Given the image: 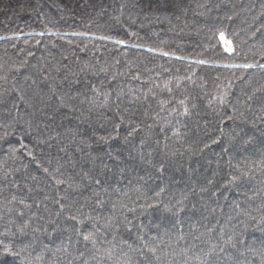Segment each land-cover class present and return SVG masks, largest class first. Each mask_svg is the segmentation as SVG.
Here are the masks:
<instances>
[{
  "label": "trees",
  "instance_id": "obj_1",
  "mask_svg": "<svg viewBox=\"0 0 264 264\" xmlns=\"http://www.w3.org/2000/svg\"><path fill=\"white\" fill-rule=\"evenodd\" d=\"M0 264H264V0H0Z\"/></svg>",
  "mask_w": 264,
  "mask_h": 264
},
{
  "label": "snow or ice",
  "instance_id": "obj_2",
  "mask_svg": "<svg viewBox=\"0 0 264 264\" xmlns=\"http://www.w3.org/2000/svg\"><path fill=\"white\" fill-rule=\"evenodd\" d=\"M221 39L223 40L224 37H223V34L221 33ZM226 43H229L227 41H225ZM227 51L231 52L232 51V48L229 47L227 49ZM242 67H245V68H250V67H254V65H242ZM181 103H183V101H181ZM187 113V109H185V114ZM64 181L62 180H58L57 183H63ZM96 183H99V181H96ZM26 207H30V205H26ZM179 211V210H178ZM74 220L76 219V217H72ZM85 219H91L90 217H85ZM80 223H83V221H80ZM82 234V238L85 242H92L93 244H95V233L94 232H88L86 234L84 233H81ZM5 252L7 254H10V255H18V253H11L9 249H7V247L5 248ZM210 255V254H209Z\"/></svg>",
  "mask_w": 264,
  "mask_h": 264
}]
</instances>
